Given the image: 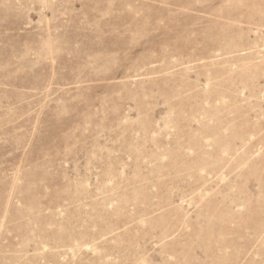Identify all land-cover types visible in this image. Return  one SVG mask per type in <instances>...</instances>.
I'll list each match as a JSON object with an SVG mask.
<instances>
[{
    "label": "rangeland",
    "instance_id": "rangeland-1",
    "mask_svg": "<svg viewBox=\"0 0 264 264\" xmlns=\"http://www.w3.org/2000/svg\"><path fill=\"white\" fill-rule=\"evenodd\" d=\"M0 264H264V0H0Z\"/></svg>",
    "mask_w": 264,
    "mask_h": 264
}]
</instances>
